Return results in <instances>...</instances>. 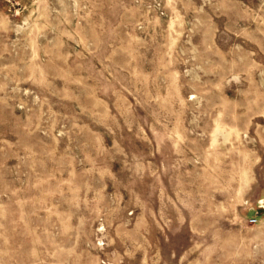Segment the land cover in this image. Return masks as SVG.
Wrapping results in <instances>:
<instances>
[{
    "label": "rangeland",
    "instance_id": "rangeland-1",
    "mask_svg": "<svg viewBox=\"0 0 264 264\" xmlns=\"http://www.w3.org/2000/svg\"><path fill=\"white\" fill-rule=\"evenodd\" d=\"M0 264H264V0H0Z\"/></svg>",
    "mask_w": 264,
    "mask_h": 264
}]
</instances>
